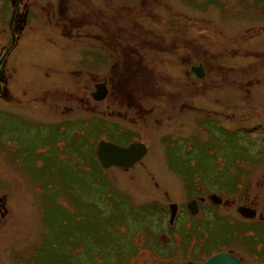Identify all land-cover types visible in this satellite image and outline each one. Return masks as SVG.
Returning a JSON list of instances; mask_svg holds the SVG:
<instances>
[{
  "label": "rangeland",
  "instance_id": "374dc122",
  "mask_svg": "<svg viewBox=\"0 0 264 264\" xmlns=\"http://www.w3.org/2000/svg\"><path fill=\"white\" fill-rule=\"evenodd\" d=\"M37 1L0 97V264H202L230 249L264 264V220L228 211L230 188L222 206L208 201L226 192L229 174L234 188L252 173L248 191L233 194L264 213L263 146L254 170L241 160L232 167L245 152L224 157L228 147L264 141V73L247 90L224 85L225 72L199 79L191 71L200 61L257 64L241 56L264 48V0H62L61 11V0ZM129 45L152 72L96 101L98 84L120 80L109 67L131 66L121 55ZM215 125L234 128L216 146ZM101 140L142 142L148 153L131 169H104ZM197 196L207 200L192 215L186 204ZM170 204L180 206L172 223Z\"/></svg>",
  "mask_w": 264,
  "mask_h": 264
},
{
  "label": "flooded vegetation",
  "instance_id": "af4514ba",
  "mask_svg": "<svg viewBox=\"0 0 264 264\" xmlns=\"http://www.w3.org/2000/svg\"><path fill=\"white\" fill-rule=\"evenodd\" d=\"M1 1V8H0V19L3 21V23H5V0H0ZM7 1V0H6ZM10 4L12 5V15L8 21V25H7V29L10 32V35H8V37L5 39V25H3V27L0 29V97L2 98V94L5 93V79L6 81H8V86H10V80L13 79V73L10 74L9 72V68L6 70L7 66L9 65V61H10V56L13 54V52L15 51V49L17 47H19V41L21 36L24 34V30L28 27V23L30 20V14L34 9V6L38 3L37 0H9ZM35 1V2H34ZM63 1L61 0L59 2L60 5V11L62 10L61 7L63 5ZM146 5V4H145ZM36 7V6H35ZM21 11V13L19 14L18 18H17V14ZM34 18V17H33ZM69 23H71V27L74 26L73 20H69ZM81 25V24H80ZM75 27V26H74ZM72 31V30H71ZM150 32L146 31V34L148 35ZM150 34H153L152 32ZM175 42V41H173ZM130 48L128 49H123V52L125 53L124 55H122L123 59H129L131 62V66L130 67H126V71H124V69H122L121 67L118 68L120 65L119 63L117 64H113V66L109 67L108 70H111L112 75L114 74H119L120 76V80H116L115 77L113 76L112 79L110 80L111 82H113L115 84V86H113L112 88L110 87L108 81L103 82L101 84H105L107 86L108 89V94L105 97L104 100H106L112 91H114L116 88L121 90L125 93L132 85L134 84H139V79H137L138 76H140L141 74H145V72L151 73V67L149 64H144L143 59L144 57L139 53L141 51H138L137 48L129 45ZM178 47L177 51L179 52V48L180 45H176ZM133 48V49H132ZM121 50V47H120ZM165 48H163V52H169L168 50H165ZM128 53V54H127ZM239 53L237 52V50H234L233 52V57L238 56L239 57ZM120 57V56H118ZM245 59L247 58H253V59H258V63L256 64L255 62H251L248 66H244L242 68H235L233 66L229 67V68H225L222 66H211L209 65V63L206 62H201L198 63V66H193L191 68V71L194 73V75L199 78V79H205L206 74L208 72H213V71H217L218 73L220 72H225V78L223 79L224 81V85H226L227 87L230 86H241L244 87L245 89L249 90L250 88L252 89L253 86L255 85H260L262 80H261V76L264 73V48L262 47H258V49L256 50H248L245 56H241ZM137 59H140V61H137ZM261 60V61H259ZM7 61V62H6ZM193 68H201V72H199V74H202V77H200L198 75V73L193 70ZM224 69H226V71H223ZM8 71V72H6ZM9 74V75H8ZM131 76V77H130ZM96 89V88H95ZM12 90V89H10ZM140 90V89H139ZM139 90L134 91V96L132 93L129 94L128 98H135L137 99V92ZM13 91V90H12ZM22 93H25V91L23 90ZM93 95V94H92ZM234 128H232L231 126H223V128H218L215 125L214 128V145L216 146V142L217 141V135L218 134H225V133H231L234 132L233 130ZM260 137H256L259 138L257 139V142L255 143L256 148L252 149L250 147H255V146H243L240 143H238V145L235 148H227V151H225L224 157L226 156V153L229 154L230 151L231 153L235 152L236 155L241 154L243 152H245L244 158H235L233 160V165L232 167L235 165V163H238V161H242L244 167L246 168V166H253L254 168H252V170L257 169L258 167H261L262 165H258V162H256L257 159L260 158V155L258 154H253L254 151H256L258 148H260L261 146H263L264 148V141L260 140ZM131 144V143H130ZM128 146V145H127ZM126 147V146H124ZM212 151H214L212 149V147H210ZM233 150V152H232ZM235 155V154H233ZM224 157H222L221 162L225 165V167L229 168L230 162L229 160L224 162L223 160ZM220 159L219 157L215 158V161L217 162V160ZM247 159H251V162H247L246 164H244V161H247ZM231 167L230 172L233 170V168ZM230 176L231 174L228 175L229 179L227 180V184L226 182L223 184L224 187H226V192H218L216 191V193H212L210 195H208V201L211 202L212 206H222L223 204H225V200L223 199V194L228 193L227 190L228 188H230V193H228V195H230L229 197L231 198L230 201L228 200L226 202L227 206H229V208L227 209L228 211H230L234 216L237 215L239 218L246 220L247 223H254L257 219L261 221L264 220V213L261 212L259 204L252 202L248 205L245 202V199L237 194L234 195L233 191L235 190V188L237 190H239V192L242 191L243 189V194H245L248 191V184L251 180V176L252 173H249V175H242L240 176V178L238 179V182L236 183L234 188L232 187V183L230 180ZM264 177V176H263ZM248 183V184H247ZM259 185H264V181L263 182H258ZM202 186V185H201ZM201 186H197V189L202 188ZM198 191V190H197ZM205 191V189L203 190ZM201 192V191H200ZM199 194H202L200 193ZM213 197H216L215 200L213 199ZM232 197H235L236 199H232ZM207 200L206 196H197L194 199H191L187 204V210L188 212H190V214H193L192 209L189 207V205L192 202H195L197 207H198V213L196 215L201 212V206L203 205V203H205ZM3 200L0 199V203H2ZM245 202V203H244ZM241 203L236 205V207H234L235 204ZM243 203V204H242ZM229 204V205H228ZM171 205V204H170ZM170 205H169V209H170ZM178 206V211L176 214V217L179 214L180 211V206ZM235 209V210H234ZM236 212H234V211ZM235 213V214H234ZM171 214V211H170ZM189 214V213H188ZM176 217L174 219H176ZM171 223V222H170ZM249 225V224H248ZM249 229H251L249 227ZM257 235V234H254ZM261 236V235H260ZM257 238H260L259 236ZM256 238V239H257ZM262 247H264L262 245ZM222 252H226V253H231L233 255H235L237 258H239L244 264H247V262L240 257L233 249L227 250V251H219L218 253H222ZM215 255V254H214Z\"/></svg>",
  "mask_w": 264,
  "mask_h": 264
},
{
  "label": "water",
  "instance_id": "95a60500",
  "mask_svg": "<svg viewBox=\"0 0 264 264\" xmlns=\"http://www.w3.org/2000/svg\"><path fill=\"white\" fill-rule=\"evenodd\" d=\"M200 77L202 74L201 68H193ZM108 94V89L105 84H98L96 86V92L93 93L92 97L96 101H102ZM148 153V147L142 142H133L128 146H119L112 142L101 140L98 142L95 154L98 160L101 163L102 168L111 169V168H124L131 169L139 162H141ZM216 197H213L215 200ZM189 207L192 209L193 214L198 213V207L195 202H192ZM178 211V206L176 204L171 205V223L176 217ZM202 264H244L239 258L231 253H218L211 256Z\"/></svg>",
  "mask_w": 264,
  "mask_h": 264
},
{
  "label": "trees",
  "instance_id": "16d2710c",
  "mask_svg": "<svg viewBox=\"0 0 264 264\" xmlns=\"http://www.w3.org/2000/svg\"><path fill=\"white\" fill-rule=\"evenodd\" d=\"M62 255V254H61Z\"/></svg>",
  "mask_w": 264,
  "mask_h": 264
}]
</instances>
